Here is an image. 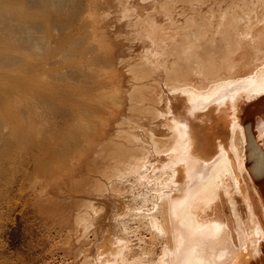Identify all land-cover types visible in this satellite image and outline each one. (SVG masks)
Instances as JSON below:
<instances>
[{
    "label": "bare ground",
    "instance_id": "1",
    "mask_svg": "<svg viewBox=\"0 0 264 264\" xmlns=\"http://www.w3.org/2000/svg\"><path fill=\"white\" fill-rule=\"evenodd\" d=\"M29 1L0 14V233L61 194L65 256L0 264H264V0Z\"/></svg>",
    "mask_w": 264,
    "mask_h": 264
},
{
    "label": "rangeland",
    "instance_id": "2",
    "mask_svg": "<svg viewBox=\"0 0 264 264\" xmlns=\"http://www.w3.org/2000/svg\"><path fill=\"white\" fill-rule=\"evenodd\" d=\"M30 5H33V4H31L29 0H0V14L5 15V16H8L9 14L10 16L15 15L16 23H19V25H23L25 23L26 16H28V11L29 12L35 11V9L30 7ZM0 31L5 34L4 37L0 39V51H10L15 54L19 53L21 54V57H22L23 56V46H24L22 36L20 35L19 37H17V36H12L8 34L9 31L11 30L9 29L6 32L5 29H3V26L1 25H0ZM23 77H24V71H22V69L20 68L14 69V70L12 69L11 71H8L7 68L0 66V98L7 96L8 87L10 86L11 83H13V81L15 82V79L23 80ZM8 107L6 106L5 109L8 110ZM5 109L3 108L2 112L0 113H6ZM13 178L15 179V177ZM25 182L27 183V186L29 189L30 183L28 184V182H30V178L27 179ZM40 189L41 188L38 187L37 192ZM53 195H55V198L57 200L53 203V205L49 206L48 209L44 212L45 214H48L47 222L49 223H46V225H43L44 221L40 217L42 213L41 212L38 214L36 213L35 215H39L38 220L40 224H37V226H35L34 228L35 234L32 236L31 234L32 227L30 226L31 224L30 220L32 219V216L24 214L23 208L28 203L29 201L28 198L34 197V195L30 193L25 194V195H20L18 191L14 192L13 194L14 200L12 204L13 210L9 218L5 220V223H4L5 230L0 233V247L2 248L3 246L6 245V251L9 253L10 256H43V254L44 256H47V254L48 256H55V254L57 253L60 254V256H65L64 255L65 251L63 250L64 249L63 242L60 243L64 239L63 234H62L63 232H61L62 230H60L61 228H59L60 225L63 228V224L60 223V215H59L60 212L58 209L59 207L56 206V204H59L64 199V197L61 194L59 197L56 196V194H53ZM50 220L52 221V223L53 222H56V223H53L52 225ZM56 227L59 228L61 234L60 232H58L59 230L56 229ZM49 231L51 233L50 235H49ZM43 234H46V235L43 236ZM54 236L56 239L54 238ZM42 239L43 241H41ZM54 239L56 240L55 242H54ZM58 242L60 244H57ZM54 243H56V245L58 246H56ZM52 245L54 248L52 247ZM45 246L47 249L46 248L41 249ZM49 246L50 248L51 247L52 248L50 249Z\"/></svg>",
    "mask_w": 264,
    "mask_h": 264
}]
</instances>
